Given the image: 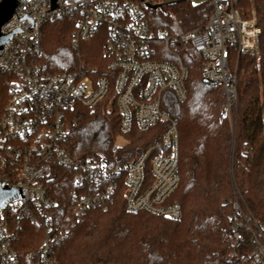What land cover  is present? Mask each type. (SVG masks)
I'll use <instances>...</instances> for the list:
<instances>
[{
  "label": "built area",
  "instance_id": "obj_1",
  "mask_svg": "<svg viewBox=\"0 0 264 264\" xmlns=\"http://www.w3.org/2000/svg\"><path fill=\"white\" fill-rule=\"evenodd\" d=\"M176 1L181 0H58L54 7L52 0H17L1 28L13 36L0 56V76L10 75L9 97L0 104V186L17 190L0 209L1 264H19L21 220L44 229L43 241L29 258L35 264H61L55 246L65 232L54 226L57 202L48 189L58 168L74 170L76 188L69 208L76 220L94 209L106 211L117 195L130 213L182 219L180 204L169 202L181 179L178 121L164 108L168 91L181 102L188 97L189 70L177 51L187 46L200 54L202 77L221 86L226 99L221 116L233 123L239 62L234 67L231 59L235 53L257 52L261 29L254 13L242 15L238 0H208L212 9L206 23L186 32L156 26L151 6L163 9ZM65 15L75 17L76 57L81 58V42L98 35L106 69L80 62L72 72L44 70L43 26ZM156 43L165 45V52ZM104 102L119 114L122 141L112 146L114 155L125 145L123 135L135 129L165 124L161 139L124 162L116 157L112 162L76 159L69 149L74 111L78 105L96 109ZM235 194V221L223 233L224 259L229 264H264V224L241 193Z\"/></svg>",
  "mask_w": 264,
  "mask_h": 264
},
{
  "label": "trees",
  "instance_id": "obj_2",
  "mask_svg": "<svg viewBox=\"0 0 264 264\" xmlns=\"http://www.w3.org/2000/svg\"><path fill=\"white\" fill-rule=\"evenodd\" d=\"M237 6L245 18L255 14L261 33L257 52L235 53L231 59L234 67L239 62L233 123L221 116L226 101L223 89L204 81L202 58L191 47L179 49L189 70L187 99L181 102L173 92L165 93L164 108L178 121L181 176L169 202L180 204L182 219L130 213L124 199L117 195L106 211L94 209L76 220L69 208V196L76 188L74 170L58 168L48 189L57 202L54 226L65 232L55 246L61 264H229L224 259L227 249L223 233L235 221L233 181L247 208L264 224V0H238ZM211 9L208 0H181L151 10L150 15L156 26L182 33L203 26ZM74 30L73 15L44 24L40 58L44 70L72 72L80 62L84 67L100 65L106 69L103 40L96 35L82 41L78 59L72 49ZM9 76H0V96L4 100L9 97ZM73 117L76 124L69 149L80 161L91 158L112 162L116 157L124 162L137 158L161 139L165 129L164 124L123 135L125 145L114 155L111 148L122 135L117 109L109 108L106 102L96 109L78 105ZM43 239V227L21 220L16 246L19 264H35L29 252Z\"/></svg>",
  "mask_w": 264,
  "mask_h": 264
},
{
  "label": "water",
  "instance_id": "obj_3",
  "mask_svg": "<svg viewBox=\"0 0 264 264\" xmlns=\"http://www.w3.org/2000/svg\"><path fill=\"white\" fill-rule=\"evenodd\" d=\"M58 0H52L53 6L55 7ZM17 6V0H3L0 3V56L3 53L4 46L7 44L9 39L13 36L12 34H4L1 31L2 26L12 17L15 8ZM153 10L162 9V6H151ZM17 190L15 188H2L0 186V209L4 207V202L13 197Z\"/></svg>",
  "mask_w": 264,
  "mask_h": 264
},
{
  "label": "rangeland",
  "instance_id": "obj_4",
  "mask_svg": "<svg viewBox=\"0 0 264 264\" xmlns=\"http://www.w3.org/2000/svg\"><path fill=\"white\" fill-rule=\"evenodd\" d=\"M193 3H201V2H204V1H207V0H201V1H198V0H191ZM103 40V39H102ZM155 46L156 47H158V48H164V52H165V45H163V44H158V43H156L155 44ZM175 49V48H174ZM177 53H179L180 54V56L182 55V53L180 52V51H177ZM182 57V56H181ZM183 58V57H182ZM85 63V62H84ZM98 63H100V62H98ZM78 66V65H77ZM89 67V66H88ZM7 85V84H6ZM1 88H2V86H1ZM6 97V96H5ZM6 98H5V100L4 99H2V96H0V104H4L5 102H6ZM226 102V101H225ZM233 114H236L237 115V107L235 106L234 108H233ZM233 133H234V130H233V127H232V142H233V138H234V136H233ZM122 141V139H121V137H119V139H118V143H120ZM235 142H233V144H234ZM89 159H91V158H89ZM234 183V181L232 182V186H233V188H234V190H235V192L237 191V193H240V191L238 190V188H237V186H236V184H233ZM237 189V190H236ZM235 196H236V194H235ZM236 199V198H235Z\"/></svg>",
  "mask_w": 264,
  "mask_h": 264
}]
</instances>
